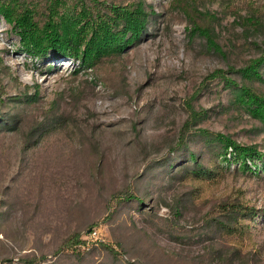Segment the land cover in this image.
I'll return each mask as SVG.
<instances>
[{
  "label": "rangeland",
  "instance_id": "1",
  "mask_svg": "<svg viewBox=\"0 0 264 264\" xmlns=\"http://www.w3.org/2000/svg\"><path fill=\"white\" fill-rule=\"evenodd\" d=\"M136 1L146 28L92 68L30 54L0 14V264H264L263 158L246 169L218 153L219 135L264 152V118L240 96L243 83L264 91V62L253 80L240 71L262 54L264 0H85V13L82 0H62L59 10L83 42L101 18L122 28L111 5ZM183 1L212 14L219 48L191 29ZM214 156L216 176H192ZM233 198L256 210L240 232L215 225Z\"/></svg>",
  "mask_w": 264,
  "mask_h": 264
},
{
  "label": "trees",
  "instance_id": "2",
  "mask_svg": "<svg viewBox=\"0 0 264 264\" xmlns=\"http://www.w3.org/2000/svg\"><path fill=\"white\" fill-rule=\"evenodd\" d=\"M24 1L0 0V14L6 18L12 29L19 35L22 47L35 56H43L51 51L55 57L72 56L78 58L80 66L82 65L83 68L95 66V62L99 59V54L103 49L120 50L130 41L137 39L146 28L149 14L142 1L125 5L113 4L111 5L113 8L111 14L114 13L111 15L112 22L114 25L122 23V28L114 30L108 19L101 18L92 26L89 35L82 42L83 29L80 25L78 26V21H70L60 14L59 6L62 0H47L45 10H33ZM84 2L85 0L81 2V13H85L88 8ZM181 5L189 17L193 18L191 29L195 33L205 36L211 47L219 48V44L212 38L209 27V17L212 14L206 12L196 16V12L190 4L183 1ZM206 16L209 19H206ZM200 17L201 19H198ZM263 62L264 45L262 54L251 59L247 65L240 68V71L245 78L253 80L259 77L258 68ZM110 79L111 76L105 77V81H110ZM240 91V96L245 97L252 104L255 113L264 118V91H257L246 83L241 85ZM181 138L183 139V136ZM29 140L30 138L27 142ZM218 140L221 145V151H218L220 160L238 161V166L250 169L252 165L249 164L250 162L248 163L249 159L263 158L262 169L264 170V152L258 151L251 145L240 144L228 135H219ZM219 170H221V166L217 161V156H214L205 164L198 165L191 171L193 177L203 178L216 176ZM218 210L221 216L215 225L218 228L220 226L226 232H240L243 229L244 218L251 219L256 212L254 206L248 205L238 198L222 201ZM74 237L73 242L69 238L66 243L68 245L77 243L79 241L78 234L75 233ZM104 246L112 249L108 244Z\"/></svg>",
  "mask_w": 264,
  "mask_h": 264
}]
</instances>
